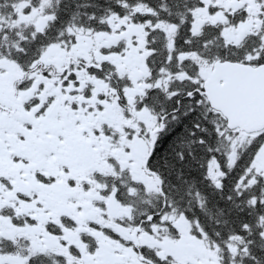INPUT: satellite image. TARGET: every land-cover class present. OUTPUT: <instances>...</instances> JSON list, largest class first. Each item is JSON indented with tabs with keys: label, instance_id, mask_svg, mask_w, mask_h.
Wrapping results in <instances>:
<instances>
[{
	"label": "snow or ice",
	"instance_id": "snow-or-ice-1",
	"mask_svg": "<svg viewBox=\"0 0 264 264\" xmlns=\"http://www.w3.org/2000/svg\"><path fill=\"white\" fill-rule=\"evenodd\" d=\"M0 264H264V0H0Z\"/></svg>",
	"mask_w": 264,
	"mask_h": 264
}]
</instances>
